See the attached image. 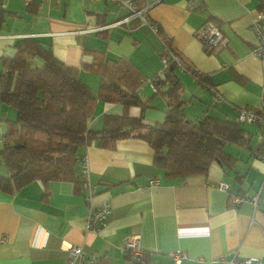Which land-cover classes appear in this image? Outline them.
Here are the masks:
<instances>
[{
  "label": "crops",
  "instance_id": "crops-1",
  "mask_svg": "<svg viewBox=\"0 0 264 264\" xmlns=\"http://www.w3.org/2000/svg\"><path fill=\"white\" fill-rule=\"evenodd\" d=\"M140 1L158 34L137 18L112 25L129 14L115 0H0V59L14 55L17 40L37 39L63 63L77 67L95 94L99 75L83 65L93 61L96 51L114 61L125 58L146 78L138 93L141 100L149 99L144 108L130 107L129 116L155 123L169 108L150 81L164 70L163 36L206 79L199 81L179 67L174 70L182 92L179 108L187 119L207 115L235 121L238 107L264 109V63L250 52L255 43L253 15L264 11V0H199L192 9L186 0ZM208 21L228 39L215 54L196 35ZM168 86L159 88L165 91ZM215 94L223 100L215 101ZM121 113L119 103L98 102L89 127L100 130L106 115ZM16 115L15 108L0 103V149L7 123ZM239 125L250 134V148L227 144L231 160L213 161L206 174L167 176L154 165L145 139L127 137L112 148L92 141L79 149L87 161L88 185L95 191L89 199L86 187L75 192L68 181L48 182L47 196L39 180L12 193L0 190V264H65L70 246L100 257L98 264H137L122 251L124 241L133 236L148 255L145 264H229L219 260L221 256L254 257L264 264V155L258 152L264 128ZM152 179L157 183L148 186ZM236 195L256 196V204H236ZM102 202L112 213L95 232L87 227L89 210ZM177 250L187 258L173 263L170 254Z\"/></svg>",
  "mask_w": 264,
  "mask_h": 264
},
{
  "label": "trees",
  "instance_id": "trees-1",
  "mask_svg": "<svg viewBox=\"0 0 264 264\" xmlns=\"http://www.w3.org/2000/svg\"><path fill=\"white\" fill-rule=\"evenodd\" d=\"M131 3L137 9L144 7L140 0ZM160 38L191 76L206 81L168 39ZM14 47L12 57L0 59V103L17 112L16 119L7 123L0 149L4 170H0V190L4 192L12 193L34 180L42 182L46 196L50 181H68L75 192L85 190L78 171L79 149L92 141L112 148L119 139L143 138L153 151L154 165L167 176L206 174L213 161L226 164L232 158L225 151L227 144L250 148V134L236 121L207 115L191 121L184 116L179 108L181 85L174 71L178 67L173 62L164 68L162 78H150L156 94L168 100L169 108L162 121L146 123L141 117L129 116L133 105L144 108L149 103V99L141 100L138 93L146 78L129 60L114 61L106 59L103 51L94 52L93 61L83 65L99 75V87L93 94L80 79L79 69L56 58L45 43L22 38ZM163 83H169L165 91L159 88ZM98 102L119 103L122 113L106 115L103 127L94 130L89 127V118ZM258 152L264 155V144H260ZM126 253L132 258L131 251ZM142 253L146 262L148 255Z\"/></svg>",
  "mask_w": 264,
  "mask_h": 264
},
{
  "label": "built area",
  "instance_id": "built-area-1",
  "mask_svg": "<svg viewBox=\"0 0 264 264\" xmlns=\"http://www.w3.org/2000/svg\"><path fill=\"white\" fill-rule=\"evenodd\" d=\"M33 0H23L25 4H30ZM125 5L129 9V14L124 17L120 21L114 22L112 25L120 26L122 23H128L133 19H139L141 24L146 25L149 30L155 34H158L157 25L149 20V18L144 14L143 9H137L133 6L130 0H115ZM187 5L190 9L199 5V0H186ZM96 30L99 28H95ZM251 29L255 35V43L252 46L250 52L254 56H256L262 63H264V11H256L253 15V20L251 23ZM202 40V43L205 49L211 53H217L223 47H225L228 43V39L226 36L222 34L217 25L211 21L206 22L201 28L199 33L196 34ZM163 43V51L161 55V62L163 68L167 67L170 63H175L177 67L189 73L184 64L180 61L178 56L171 51L165 43ZM162 78V73L159 74ZM214 100L220 102L223 98L215 94ZM235 121L239 124L241 123H254L262 128H264V109L262 111L257 112L253 109L249 108H240L236 109ZM260 138L264 140V135H261ZM264 144V141H262ZM80 166V174L82 179L84 180L85 187L87 189L86 199H89L94 193V188L88 185V165L87 161L84 157H80L79 159ZM157 183L156 179H152L148 181V186ZM220 188L227 190V186L225 184H219ZM250 201L253 205L256 204L257 197L254 196L252 198H245L241 195H236L233 197L234 203H240L242 201ZM111 207L107 202H102L97 207L91 208L89 210V215L87 219V227L95 232H98L106 223V221L111 216ZM5 240V237L2 238ZM122 251H131L132 258L139 263H143V250L140 249L138 243V236H133L124 241ZM173 263H180L187 258V254L183 251L177 250L174 253L170 254ZM100 257L95 256H86L79 246H70L67 250V254L65 257V264H98ZM219 260L225 261L229 264H262L258 258L254 257H246V258H238V256H232L231 258H225L221 256L218 258Z\"/></svg>",
  "mask_w": 264,
  "mask_h": 264
},
{
  "label": "rangeland",
  "instance_id": "rangeland-1",
  "mask_svg": "<svg viewBox=\"0 0 264 264\" xmlns=\"http://www.w3.org/2000/svg\"><path fill=\"white\" fill-rule=\"evenodd\" d=\"M9 106V105H8ZM11 108H14V107H12V106H10ZM16 110V109H15ZM17 113V112H16Z\"/></svg>",
  "mask_w": 264,
  "mask_h": 264
}]
</instances>
